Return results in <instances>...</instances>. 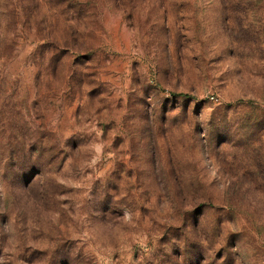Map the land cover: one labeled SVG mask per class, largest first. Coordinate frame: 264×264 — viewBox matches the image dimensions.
Listing matches in <instances>:
<instances>
[{
	"label": "rangeland",
	"instance_id": "obj_1",
	"mask_svg": "<svg viewBox=\"0 0 264 264\" xmlns=\"http://www.w3.org/2000/svg\"><path fill=\"white\" fill-rule=\"evenodd\" d=\"M0 264H264V0H0Z\"/></svg>",
	"mask_w": 264,
	"mask_h": 264
}]
</instances>
